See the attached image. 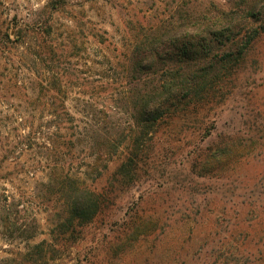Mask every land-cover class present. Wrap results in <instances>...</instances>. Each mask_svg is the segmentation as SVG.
<instances>
[{"label":"rangeland","instance_id":"374dc122","mask_svg":"<svg viewBox=\"0 0 264 264\" xmlns=\"http://www.w3.org/2000/svg\"><path fill=\"white\" fill-rule=\"evenodd\" d=\"M50 1L0 0V264H264V32L237 66L215 69L203 94L174 108L145 141L131 176L113 178L123 147L100 163L108 167L99 178H83L106 201L95 220L68 230L58 227L65 218L58 195L35 190L44 179L53 118L52 95L40 86L68 67L17 41L21 24L41 19L52 22V39L61 45L59 26L73 15L81 52L73 59L78 78L67 102L85 101L93 124L107 113L128 126L133 111L124 92L131 66L121 63L118 48L134 34L131 16L155 9L161 16L187 4L196 18L208 5L228 10L240 0H66L60 12L47 8ZM258 24L244 23L242 34ZM233 45L219 42L181 65L197 68L203 56L212 61ZM225 147L231 158L206 164ZM36 226L40 232L32 237ZM42 241L52 246L33 263L36 256L27 254Z\"/></svg>","mask_w":264,"mask_h":264},{"label":"trees","instance_id":"16d2710c","mask_svg":"<svg viewBox=\"0 0 264 264\" xmlns=\"http://www.w3.org/2000/svg\"><path fill=\"white\" fill-rule=\"evenodd\" d=\"M56 1L51 0L47 4L51 12H60L67 5L66 0ZM78 7L85 13L81 5ZM202 10L195 18L194 11L187 8V4H177L173 10L161 16H158L156 9L152 15L131 16L129 25L134 34L124 36L118 48L121 63L127 69L131 66L128 71L130 81L128 79L126 82L124 92L133 111L128 126L117 122L107 113L103 116V122L93 124L92 121L96 120L92 119V115L89 118L83 105L85 101L82 104L83 100L76 97L77 104L67 102L75 93L72 86L75 87L74 80L78 78L74 73L78 60L73 59L81 52L73 15H67L66 22L59 26L65 29L61 45L52 39L53 24L50 21L45 25L41 19L33 26L20 25L17 41L23 48L33 46L36 56L58 61L68 67L67 71L52 72L50 77H45L44 86H40V91L52 95L50 105L53 118L50 120L47 164L42 171L44 179L36 183L35 190L44 192L45 196L58 195L65 211L59 228L68 230L75 223L79 226L90 223L103 209L105 195L96 184L89 185L83 178H99L108 167L107 164L100 166V163L109 162L123 147L127 152L113 178L117 175L121 178L131 176L132 167L136 165L145 141L156 133L174 108L187 97L203 94L207 80L214 77L215 69H222L220 67L227 64H230L229 69L237 66L255 38L264 32V22L261 21L264 0H240L228 10L213 5ZM244 23L251 26L261 24L252 28L249 26L243 35ZM105 33L108 32L104 30L100 35L102 40H106ZM222 41L225 45H234L224 50L220 57L207 61L203 56L202 64L197 68L181 65L184 61H195L203 53L208 54L212 45ZM82 52L90 56L89 50ZM89 56H86L87 63ZM232 151L229 147L217 149L207 156L206 164L231 158ZM79 152L86 153L87 160L81 158ZM79 160L81 163H78ZM82 165L87 167L84 171ZM23 227L17 228L21 231ZM39 232V226H36L32 237ZM48 245L47 241L35 244L27 258L36 256L33 263L43 260Z\"/></svg>","mask_w":264,"mask_h":264}]
</instances>
